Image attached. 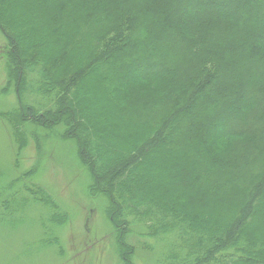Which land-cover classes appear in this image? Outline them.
I'll return each instance as SVG.
<instances>
[{
    "label": "trees",
    "instance_id": "trees-1",
    "mask_svg": "<svg viewBox=\"0 0 264 264\" xmlns=\"http://www.w3.org/2000/svg\"><path fill=\"white\" fill-rule=\"evenodd\" d=\"M0 28L10 124L66 118L93 193L112 199L122 264L131 218L167 240L160 264H264V0H0ZM27 86L57 107L34 111Z\"/></svg>",
    "mask_w": 264,
    "mask_h": 264
},
{
    "label": "rangeland",
    "instance_id": "rangeland-1",
    "mask_svg": "<svg viewBox=\"0 0 264 264\" xmlns=\"http://www.w3.org/2000/svg\"><path fill=\"white\" fill-rule=\"evenodd\" d=\"M8 52L11 48L0 28V264H122V249L116 237L120 230L109 214L112 199L101 192L93 193L95 181L81 160L78 133L72 138L67 136L72 128L66 118L51 128L29 118L10 124V111L20 106L16 82L9 77L15 64ZM35 77L41 79L34 73L28 82L37 85ZM140 87L159 90L163 86L146 82ZM31 90L27 86L22 101L34 103V111L48 113L57 107L59 97L46 91V96L32 95ZM33 188L36 198L51 199L52 207L65 216L59 226L50 224L51 206L30 202ZM13 209L24 211L16 210L15 215L7 212ZM129 222L126 243L136 250L131 261L160 264L170 252L167 240L162 235L151 236L149 225L135 218ZM146 247L149 249L144 250Z\"/></svg>",
    "mask_w": 264,
    "mask_h": 264
}]
</instances>
